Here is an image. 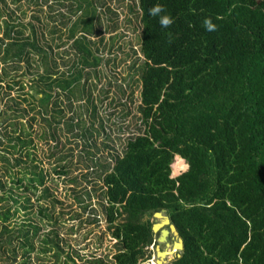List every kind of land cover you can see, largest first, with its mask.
<instances>
[{"label": "trees", "instance_id": "trees-1", "mask_svg": "<svg viewBox=\"0 0 264 264\" xmlns=\"http://www.w3.org/2000/svg\"><path fill=\"white\" fill-rule=\"evenodd\" d=\"M30 1L40 13L27 22L9 14L0 35V174L9 176L0 179V264H79L61 236L64 211L57 210L62 202L49 184L51 173L35 157V129L17 120L32 114L37 102L38 137L57 146L61 133L71 132L84 142L88 183L77 199L84 212L91 206L89 220L99 221L98 209L86 202L98 197L115 249L110 259L95 256L89 264L150 259L151 244L159 243L152 218L163 209L184 240L172 264H264V0H138L143 59L131 66L140 81L138 130L121 148L111 146L105 161L98 146L91 149L96 134L111 136L106 122H96V41L76 37L73 52L66 50L72 66L62 70L58 48L66 41L58 23L68 21L59 9L65 4ZM157 2L174 18L168 29L148 15ZM45 4L52 21L41 15ZM205 17L215 31L204 29ZM80 21L94 30L87 18ZM39 59L45 70L27 79ZM16 86L18 97L11 96ZM74 95L87 102L78 108ZM21 101L28 105L21 108ZM30 119L32 127L36 115ZM66 156L54 166L59 174L69 173ZM176 156L188 167L172 176ZM93 173L96 180L89 178Z\"/></svg>", "mask_w": 264, "mask_h": 264}, {"label": "rangeland", "instance_id": "rangeland-1", "mask_svg": "<svg viewBox=\"0 0 264 264\" xmlns=\"http://www.w3.org/2000/svg\"><path fill=\"white\" fill-rule=\"evenodd\" d=\"M6 1L7 3H3L0 0V6L2 7V13H0V35L3 33V26L9 14L20 15V18L27 22L30 18H33V14L40 13L38 6L30 0H19L17 2L14 0ZM53 1L54 0H50L49 3ZM61 1L65 5L60 6L59 9L66 14V18L68 19L65 25L60 22L58 23L65 31L64 41H66V43L61 44L58 48L64 57V62L63 60L60 61L61 69L68 70L70 66H72L71 60L73 59V55L67 54L66 50L71 48L70 52H73V47L71 45L76 37L87 34L88 38L96 41V43L91 44L95 49V54L100 57L98 65H95L99 75L97 77L98 89L94 92L98 107V118L96 117V122L97 119H101L104 124L106 122V128L111 133V136L110 138H106L103 132L96 134V147L93 146L91 149L96 152L98 146L100 148L98 152L99 159L101 161L111 160L110 150L113 148L111 146H115L116 149L121 148L126 138L132 135L133 131L137 129V118L135 114L138 115L136 108L140 102V81L139 73L131 68V66L138 57L143 59V54L140 51L139 45L140 20L138 0ZM71 3L75 6L73 11L70 9ZM131 4H134L132 7L135 10L133 11L131 10ZM46 6L45 4V11H43L41 15L45 20L52 21L48 16L50 11ZM60 10H56L57 17H61L59 15ZM45 13L47 14L45 15ZM61 18L63 19V17ZM82 18H87L90 21V26L94 27V30L90 27L92 32H87L85 30V24L80 21ZM77 23L78 26H75ZM44 30H46L47 36H51L49 28L46 27ZM102 36H104V42H101ZM97 47L99 49H96ZM138 61L140 62V60ZM33 64L32 70L34 74L26 75L27 79L35 78L37 76L36 71L38 72L39 70L42 72L47 66V64L40 59L38 63L33 61ZM21 70L23 69H20V71ZM80 86H82L81 82L78 87ZM35 88V86L33 89L31 86H27L26 90L29 89L30 92L35 93ZM79 91H81V89L75 88L77 95ZM30 92L28 95H30ZM18 93H20V90L17 86L11 90V96L18 97ZM79 97L80 96H77L76 98L75 95L73 96L74 104L78 108H80L79 106H81V104L87 102L86 98L80 99ZM3 105L5 107L6 103ZM27 105V102L21 101V108ZM35 108L36 110H34L32 114L30 113V115L19 117L17 120L24 123L25 127H28L29 130L35 129L33 130L35 157L41 160L51 173L52 178H50L49 184L62 202L60 203L61 205L57 207V210L64 211L61 221V236L67 242L65 246L66 251H69L77 259V263L79 264H89V259L91 260L95 256L109 255L110 259L115 250L113 247L114 240L110 236L107 223L99 209L98 197L94 195L92 200L89 199L86 202L92 203V207L98 209L97 217L99 218L97 219H99V221L89 220V215L91 213L89 209L91 206L84 212L83 204L77 199V193L82 191L88 183V179L83 176V173L87 171L85 163L89 162L84 149V142L74 137L71 132L61 133V143L57 146H55L56 141L50 140L49 143L38 137L37 132L43 127L40 125L42 124V116L37 112V109H41L40 102L35 104ZM128 111H130V113L127 114ZM31 115H36L37 118V120L32 122V127L29 126ZM84 120H87L85 122L89 123L93 119L92 116L87 114ZM104 142L108 143L110 147H106ZM61 153L67 154L66 160L72 162L70 163L71 166L68 174H59L54 170V166L57 164L58 157ZM12 158L14 157L12 156ZM172 168V176H177L184 171L179 170L178 173H175L173 164ZM75 176H77L78 183L71 181V178ZM8 178V175H4L3 173L0 174V179L5 180ZM89 178H94L96 180L97 176L93 173ZM77 213L81 216L78 217ZM152 220L153 222L160 221V217L154 216ZM164 227L169 228V225L164 223ZM158 235L159 232H157V237ZM177 240L178 237L171 233L168 237L169 244L166 245L164 241H162L155 246V250H157V247L171 250L172 244ZM178 249L165 256V259L170 260L175 257L174 254ZM71 264L73 263L71 262Z\"/></svg>", "mask_w": 264, "mask_h": 264}, {"label": "water", "instance_id": "water-1", "mask_svg": "<svg viewBox=\"0 0 264 264\" xmlns=\"http://www.w3.org/2000/svg\"><path fill=\"white\" fill-rule=\"evenodd\" d=\"M166 210L163 209L161 211H157L154 213V216L155 217H160V221H156L154 222L153 224V230L154 232H160L159 234V237H158V241L161 243L162 241L166 242V244L168 245L169 242H168V235L170 233H173L174 235H176L178 237V240L177 241H174V243L172 244V247H171V250H167V249H160L158 247L157 249V256H158V259H157V262L156 263H152V264H169L165 261H161V257H163L164 253L165 256H167L169 253H171L172 251L176 250L179 248V250H183L184 249V240L183 238L180 236V233L176 227V225L172 222L170 216L168 214H165ZM163 218L165 220V222L169 225V228H165L164 227V224H163ZM178 245V247H177ZM177 247V248H176ZM177 256H181V253L178 252L177 253Z\"/></svg>", "mask_w": 264, "mask_h": 264}, {"label": "clouds", "instance_id": "clouds-1", "mask_svg": "<svg viewBox=\"0 0 264 264\" xmlns=\"http://www.w3.org/2000/svg\"><path fill=\"white\" fill-rule=\"evenodd\" d=\"M148 15L155 17L157 19V23L162 29H168L174 23V18L168 14L165 5L159 2L154 3L148 9ZM203 27L206 31L212 32L216 30L217 25L213 23L211 17H205L203 19Z\"/></svg>", "mask_w": 264, "mask_h": 264}, {"label": "bare ground", "instance_id": "bare-ground-1", "mask_svg": "<svg viewBox=\"0 0 264 264\" xmlns=\"http://www.w3.org/2000/svg\"><path fill=\"white\" fill-rule=\"evenodd\" d=\"M175 162L173 163V167H174V170H175V173H178L179 172V170L181 171V170H185L186 169V167H187V164H186V162L184 161V159L182 158V157H180V156H177V158H176V160H174ZM164 223H166L165 222V220H164V218H163V224ZM177 247H178V245H177ZM176 247V248H177ZM169 250V249H168ZM157 253V252H156ZM167 253V252H166ZM166 253H164V255H163V257H161L160 259H161V261H163L164 260V258H165V254ZM157 259V258H156ZM156 261V260H155ZM150 262V261H149ZM154 262V261H153Z\"/></svg>", "mask_w": 264, "mask_h": 264}, {"label": "flooded vegetation", "instance_id": "flooded-vegetation-1", "mask_svg": "<svg viewBox=\"0 0 264 264\" xmlns=\"http://www.w3.org/2000/svg\"><path fill=\"white\" fill-rule=\"evenodd\" d=\"M159 234H160V232H159ZM171 234V233H170ZM170 234L168 235V237L170 236ZM159 236V235H158ZM157 240H158V237H157ZM157 242H159V241H157ZM160 243V242H159ZM165 244H166V242H164ZM158 244V243H157ZM156 243H154V250H155V246L157 245ZM167 245V244H166ZM172 247V246H171ZM157 249H158V247H157ZM162 250H164V249H162ZM179 251H181V250H177L176 251V253L174 254V256L176 257L177 256V253L179 252ZM157 250H155V252H154V254H153V256L150 258V259H148V260H145V261H143L141 264H143L144 262H146L147 264H152V263H156L157 262V259H158V256H157ZM175 257H173L172 259H170V260H166L165 258H164V260L163 261H165V262H167V263H169V264H172V262H173V260L175 259ZM157 258V259H156ZM156 260V261H155ZM150 261V262H149ZM154 261V262H153Z\"/></svg>", "mask_w": 264, "mask_h": 264}, {"label": "built area", "instance_id": "built-area-1", "mask_svg": "<svg viewBox=\"0 0 264 264\" xmlns=\"http://www.w3.org/2000/svg\"><path fill=\"white\" fill-rule=\"evenodd\" d=\"M150 248H151V249H153V248H154V243H153V244H151ZM143 264H147V263H146V262H144Z\"/></svg>", "mask_w": 264, "mask_h": 264}, {"label": "crops", "instance_id": "crops-1", "mask_svg": "<svg viewBox=\"0 0 264 264\" xmlns=\"http://www.w3.org/2000/svg\"><path fill=\"white\" fill-rule=\"evenodd\" d=\"M187 164V163H186ZM187 167H188V164H187Z\"/></svg>", "mask_w": 264, "mask_h": 264}]
</instances>
